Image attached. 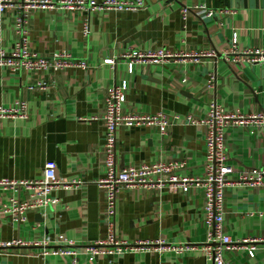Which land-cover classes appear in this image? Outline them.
<instances>
[{
  "label": "crops",
  "instance_id": "0c3cea01",
  "mask_svg": "<svg viewBox=\"0 0 264 264\" xmlns=\"http://www.w3.org/2000/svg\"><path fill=\"white\" fill-rule=\"evenodd\" d=\"M20 3L24 0H12ZM101 3L104 0H95ZM137 10H104L87 15L79 9H38L25 24L28 49L49 57L67 53L84 66L56 72L11 71L0 67V106L26 104L25 117H0V181L39 178L46 161H54L58 179L77 185L53 191L56 207L28 210L24 220L4 212L11 197L28 196L23 185L0 186V264H69L67 258L38 254L27 245L64 235L80 245L107 233L106 199L96 181L104 174L106 89L127 80L123 112H164L205 116L215 102L229 113H258L264 104V70L257 64L226 61L221 54L237 33L239 50L262 42L264 0H143ZM204 5L217 13L205 17L185 6ZM223 11V12H222ZM18 11L0 17V48L8 51L20 33ZM88 17L89 36L82 34ZM164 48L190 53L213 50L216 57L140 63L129 74L121 60L128 48ZM114 59V68L105 64ZM45 82L43 87L37 83ZM181 119V120H182ZM204 125L180 121L161 132L157 127L120 126L115 144L119 169L158 160L183 162L182 174L201 175L205 155ZM230 166L224 191V232L234 242L259 239L256 253L235 248L225 254L232 264H264V187L238 184L246 170L264 165V132L252 123L231 122L225 133ZM116 233L133 244L162 241L150 249L100 256L90 263L80 254L78 264H206L200 250L205 241L204 190L122 186L116 193ZM21 239L24 245L4 246ZM174 247H182L175 253ZM194 248V249H193ZM161 249V250H160Z\"/></svg>",
  "mask_w": 264,
  "mask_h": 264
},
{
  "label": "built area",
  "instance_id": "2783aa9c",
  "mask_svg": "<svg viewBox=\"0 0 264 264\" xmlns=\"http://www.w3.org/2000/svg\"><path fill=\"white\" fill-rule=\"evenodd\" d=\"M63 6L65 9H79L85 11L87 15L91 12L104 10H137L144 7L143 0H104L97 3L95 0H24L14 3L12 0H0V17L2 13L14 7L17 9V21L15 28L20 33V38L14 42L8 51L0 48V67H5L11 71H43L56 72L66 67H83V61H76L67 53L55 52L49 57L41 56L28 49V39L25 31V24L31 12L38 9H56ZM197 10V13L205 17H215L221 11H213L204 5L185 6L181 12L183 17L190 10ZM223 12V11H222ZM82 34L85 38L89 36L88 17L82 20ZM213 50H200L190 53L172 52L164 48L155 49H126L121 60L126 64L127 72L131 74L135 66L140 63H159L174 59L192 58L197 60L200 57H216ZM221 57L226 61L235 63L257 64L264 70V29L262 30V42L255 47H248L242 50L237 46V33H234L229 47L224 50ZM105 64L114 68V59H105ZM45 82L37 83L43 87ZM128 87L127 80L115 83L106 89L105 109L103 114L104 126V174L96 181L97 186L104 191L106 199V223L107 233L103 239L91 241L80 251L72 239L58 235L53 241L48 237L31 241L27 245L40 247L38 254L42 256L54 255L67 258L69 264H78L80 254H84L88 261L92 263L100 256L119 255L127 251L137 249L159 250L155 245H161L162 241H137L130 244L126 240L119 238L116 233V193L122 186L146 188L158 187L166 188L170 192H187L191 186L201 185L204 190V223L206 226V236L200 250L203 253L206 264H232L229 258L225 257L227 252L235 248L246 251L250 258L256 253V243L259 239L243 238L234 242L231 237L224 232V191L228 183L230 166L226 154L225 133L231 122L237 124L252 123L256 129L264 132V104L258 113L246 115L240 113H229L221 109L215 102L211 103L205 116L195 119L190 115L173 113L168 115L164 112L157 113H129L123 112L125 103V92ZM26 104L16 102L12 107L0 106L1 116L25 117ZM182 119V120H181ZM180 121L204 125L206 133L204 137L205 155L203 161V173L201 175L182 174L180 171L185 167L183 162L175 160H158L139 165H130L119 169L116 163L115 144L117 140V130L120 126H150L157 127L161 132L172 124ZM80 181L66 182L58 179L56 175V164L54 161H46L43 165L42 174L39 178L26 181L1 180L0 186L23 185L28 189V196L22 200L18 198L10 199L8 206L4 207V212L13 218L24 220V215L28 210H45L47 207H56L58 197L53 191L60 187L77 185ZM238 184L248 187H264V165L260 168L246 170L239 176ZM21 239L17 238L11 242L4 243V246L24 245ZM82 248V247H81ZM194 249V248H193ZM161 250V249H160ZM175 253H180L182 247H174Z\"/></svg>",
  "mask_w": 264,
  "mask_h": 264
}]
</instances>
